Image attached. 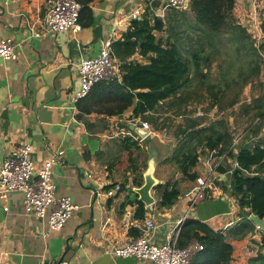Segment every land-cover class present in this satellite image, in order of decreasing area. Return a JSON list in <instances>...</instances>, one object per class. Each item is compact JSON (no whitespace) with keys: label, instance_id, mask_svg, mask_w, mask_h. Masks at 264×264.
Instances as JSON below:
<instances>
[{"label":"crops","instance_id":"1","mask_svg":"<svg viewBox=\"0 0 264 264\" xmlns=\"http://www.w3.org/2000/svg\"><path fill=\"white\" fill-rule=\"evenodd\" d=\"M51 2L0 0V40L9 39L16 45L14 59H0V169L13 151L25 144L32 148L37 165L51 153L64 151L63 162L53 169L56 197H70L80 210L62 230L51 232L46 219L25 214L22 194L0 200V264H151L148 260L114 257L107 251L141 236L149 220L156 223L150 235L152 242L163 245L176 221L184 217L179 246L197 239L184 242L188 221H195L225 236L233 247L231 264H248L257 257L264 233L242 213L231 194L229 169L236 166L234 160L226 155L217 158L215 152L203 149L194 171L210 179L205 197L195 201L196 181L184 183L179 186L181 195L176 204L160 208L159 193L154 191V205L144 204V219H139L133 178L140 173L129 172L125 156L121 162L114 160L117 142L133 138L150 154V142L164 144L167 133L151 126L154 134L140 141L135 129L142 128L144 121L134 115L135 106L120 115L104 112L112 109L102 108L112 104V95L104 85L94 89L76 109L71 102L72 93L80 87L79 62L98 55L105 42L123 40L135 20L149 18L153 26L154 18L160 19L164 28L155 34L164 45L175 43L179 36L194 44L193 31L199 26L192 7L163 11L156 0H96L80 20L79 31L33 37L29 25L40 30L35 20L45 15ZM234 16L250 33L256 23H261L262 30L264 0H236ZM176 22L179 26L175 29ZM150 57L154 54L147 58L135 55L130 61L146 65ZM115 59L119 75L114 80L120 82V63ZM87 110L91 112L87 114ZM221 166L229 171L219 172ZM159 181L165 184L162 177ZM123 184L121 192L108 195L107 187ZM201 253L194 264H202L201 258L204 261Z\"/></svg>","mask_w":264,"mask_h":264},{"label":"trees","instance_id":"2","mask_svg":"<svg viewBox=\"0 0 264 264\" xmlns=\"http://www.w3.org/2000/svg\"><path fill=\"white\" fill-rule=\"evenodd\" d=\"M94 1L96 0H78L82 5L81 19L84 13L90 12L88 7ZM235 4L236 0H191L195 22L199 26V29L193 31L196 38L194 44L192 40L187 43V38L182 41L180 31L175 43L164 45L155 34L164 28L160 19L154 18L153 26L149 18L135 20L123 40L112 45L114 57L120 63L121 81L99 83L93 88L94 90L104 85L112 95L109 98L112 104L102 107L112 109H105L104 112L120 115L135 106V116L155 126V130L163 131L166 129V120L162 115L177 108L181 113L180 107L185 105L188 108L191 100L195 102V106H200L197 100L199 89L205 90L212 109L222 110L224 105L233 108L238 104L240 93L235 94L231 101L230 94L237 87H241L242 91L261 77L262 67L264 68V41L257 45L248 29L237 23L234 16ZM262 31L264 33V20ZM150 54H154V57L148 58L149 64L130 61L135 55L147 58ZM217 58H221L224 64L219 65L215 82L211 77ZM163 108L164 111L161 112ZM87 111V114L91 112ZM245 111L253 112L249 129L253 139L251 144L241 143L240 140L238 148L233 147L235 135L226 120H216L204 126L198 122L196 112L192 117L186 118L180 125L182 138L175 147L173 157L165 161L176 164L182 180L156 186L160 208L174 206L181 195L180 184L195 182L199 178L194 169L199 163L201 147L215 152L217 158L226 155L236 162L237 165L229 169L232 170L231 194L237 199L247 218L257 215L264 219V95L254 98L245 106ZM116 148L117 157L114 160L120 161L121 156H125L129 172L140 173L133 178L134 187H141L149 159L144 147L133 138L125 137L117 142ZM142 157H145L144 160H141ZM229 170L222 166L218 168L221 173ZM124 186L125 184L120 185L121 191ZM112 188L114 185L106 190L110 191ZM137 203L138 218L144 219L145 205L141 201ZM187 225L184 242L196 237L204 245L201 253L204 261L200 259L202 264H231L233 247L221 232H215L195 221H188ZM184 245L185 243L180 244L181 247ZM195 259L191 264H194ZM248 264H264V234L260 253L250 259Z\"/></svg>","mask_w":264,"mask_h":264},{"label":"built area","instance_id":"3","mask_svg":"<svg viewBox=\"0 0 264 264\" xmlns=\"http://www.w3.org/2000/svg\"><path fill=\"white\" fill-rule=\"evenodd\" d=\"M163 11L176 10L187 11L191 7V0H156ZM82 5L78 0H52L44 16L37 17L35 24L30 26L33 37L62 33L65 31L77 32L81 29ZM136 18V16H135ZM256 44L264 41L261 23H256L251 31ZM112 41L102 45L98 55L92 58L82 59L78 64L80 75V87L71 95V102L76 109L78 103L86 99L93 88L104 82H110L119 75V67L112 50ZM16 57V45L12 40H0V59L12 60ZM204 115L201 109L197 110L196 117ZM136 126L135 122L131 123ZM141 126L149 133L144 141L154 134V130L148 122H142ZM239 138L233 141V147L238 145ZM64 151L51 153L50 157L42 164L37 165L32 158V148L29 145L18 147L3 162L0 169V200L7 201L14 193L23 195L25 214L40 219H46L49 230L57 232L73 218L80 210L79 205L74 203L70 197H56L57 187L53 180L54 167L63 162ZM237 165V164H236ZM210 179L199 177L196 180L197 193L195 201L205 197V190L210 187ZM121 191L120 185L115 186L108 192L114 196ZM8 208H5L7 211ZM186 218L176 221L174 228L167 234V241L163 245L154 244L151 233L156 228L153 220L146 222L143 234L129 243L115 247L107 254L119 258H136L148 260L151 264H191L193 259L204 250V245L198 239H192L187 246L180 247L179 240L183 232Z\"/></svg>","mask_w":264,"mask_h":264},{"label":"rangeland","instance_id":"4","mask_svg":"<svg viewBox=\"0 0 264 264\" xmlns=\"http://www.w3.org/2000/svg\"><path fill=\"white\" fill-rule=\"evenodd\" d=\"M178 22L174 24V28H178ZM223 61L220 58H217L212 67V79L213 81H217L219 74V65H223ZM264 65V62H263ZM241 87H237L236 91L230 94V101L234 97L235 94L240 93L239 103L236 104L233 108L228 105H224V109H212L210 108V99H206V94L204 89H199V96L197 100L199 101L200 106H195V102L193 100L189 101V106L180 107L181 113L178 111L179 109H173L169 114L162 115V118L166 120V125L163 131L166 132L167 137L164 140V144L159 142L158 140L151 141L149 144L150 154H154L158 159V164L155 170V177L159 180V178H163V183L170 182L173 183L177 181L181 174L178 172L176 164L171 161L170 163H165L166 159H170L173 156V152L175 147L179 144L178 142L182 138L180 133V125H182L186 118L192 117V115L197 110L201 108L204 115L202 117H196L199 123H202L204 126L209 125L211 122L216 120L224 119L229 123L233 134L235 135L234 140L239 138L238 145L240 143L251 144L253 135L249 130L252 122L253 112L247 113L245 111V106L250 104L252 100L256 97L264 95V68L262 67L261 77L258 80H255L253 84L247 85L245 88L240 89ZM188 109V111H187ZM195 109V110H194ZM164 111V108L161 112ZM187 111V112H186ZM163 114V113H161ZM161 122V121H160ZM151 126L156 129L155 126L151 124ZM264 131V129H263ZM178 141V142H177ZM238 145L235 148H238ZM148 146V145H147ZM203 149L200 147L199 153H202ZM146 157V154H144ZM149 154H147L148 156ZM203 155V153L201 154ZM145 157H142L141 160ZM229 165V164H228ZM182 177L180 180L181 181Z\"/></svg>","mask_w":264,"mask_h":264},{"label":"water","instance_id":"5","mask_svg":"<svg viewBox=\"0 0 264 264\" xmlns=\"http://www.w3.org/2000/svg\"><path fill=\"white\" fill-rule=\"evenodd\" d=\"M136 133L141 138H145L148 135V131L143 128L135 129ZM158 164V159L154 154H149L148 167L143 173L144 183L141 187H134V192L139 196V201L143 202L147 207H152L155 203V197L153 195L156 186L161 182L155 177V170ZM250 220L254 223L258 229L264 233V219L257 215H251Z\"/></svg>","mask_w":264,"mask_h":264}]
</instances>
